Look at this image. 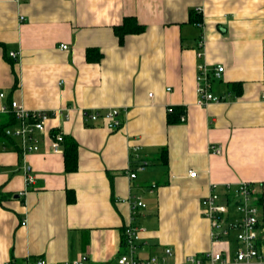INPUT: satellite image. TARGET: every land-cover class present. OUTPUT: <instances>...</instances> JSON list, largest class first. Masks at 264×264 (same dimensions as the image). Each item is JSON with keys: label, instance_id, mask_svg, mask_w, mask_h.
Instances as JSON below:
<instances>
[{"label": "crops", "instance_id": "1", "mask_svg": "<svg viewBox=\"0 0 264 264\" xmlns=\"http://www.w3.org/2000/svg\"><path fill=\"white\" fill-rule=\"evenodd\" d=\"M127 17L144 30L118 43L114 27ZM199 63L223 65L212 81L223 101L198 105ZM0 91L9 137L0 141V264H115L126 226L140 228V258L168 247L179 264L225 250L200 200L226 185L255 187L264 216V0H0ZM12 100L62 112L47 131L75 139L74 172L46 136L19 154L3 110ZM177 107L184 121L168 124ZM95 110H112L121 126L85 118ZM136 198L145 207L133 209Z\"/></svg>", "mask_w": 264, "mask_h": 264}, {"label": "built area", "instance_id": "2", "mask_svg": "<svg viewBox=\"0 0 264 264\" xmlns=\"http://www.w3.org/2000/svg\"><path fill=\"white\" fill-rule=\"evenodd\" d=\"M21 3L24 0H13ZM199 11V10H198ZM22 20V17H20ZM61 50H67L66 44L60 45ZM14 57L15 53L8 54ZM195 56L201 58L202 51H197ZM197 103L200 106L213 102L223 101L224 95H216L212 89V81H219L224 72L223 65L209 67L206 64H197ZM264 98V91L262 92ZM5 98V93L0 91V99ZM4 107L15 120L11 135L16 138V149L19 154L25 156L30 152L40 149L43 137H47L50 149L54 153L63 151L61 132L48 133L49 123L57 118L62 112L39 111L26 109L23 105L12 100ZM170 110V109H169ZM89 121L103 120L110 131L118 130L121 120L116 117L112 110L90 111L84 114ZM185 117L180 115V120ZM45 137V138H46ZM213 153H220V147L212 146ZM195 172L189 171L188 175L193 177ZM129 177L134 178L130 173ZM26 184L33 181L32 176L26 173ZM256 188L248 183H238L235 186L226 185L223 192L211 191L209 195L200 200L202 216L208 220L210 234L213 242L228 244L229 248L220 251L210 250L200 256H187L179 264H264V221L260 214V207L256 203ZM131 206L145 207L144 203L135 199ZM24 225V222H21ZM140 228L137 226H126L123 229L124 253L117 257L115 264H178L171 263L168 258L173 255L172 250L166 247L162 254H151L149 257L140 258L136 255L137 244L140 240ZM4 264H10L5 262ZM25 264H49L37 258L26 261ZM61 264H79V261L62 262Z\"/></svg>", "mask_w": 264, "mask_h": 264}, {"label": "trees", "instance_id": "3", "mask_svg": "<svg viewBox=\"0 0 264 264\" xmlns=\"http://www.w3.org/2000/svg\"><path fill=\"white\" fill-rule=\"evenodd\" d=\"M189 11H190L189 21L193 22L192 24L200 27L201 17L196 13V11H194L192 9ZM143 30H144V27L138 25L136 20L133 17H127V18L123 19V21L120 25L114 27V34L116 35V37L118 39V43H121L125 35H130V33L131 34L132 33L133 34L140 33ZM91 52L92 51H90V50L86 51V58L92 59V58H90ZM15 81H17V80H15ZM231 85L233 86L232 89L234 91L235 96L238 95L241 92V84L239 82H236V83H232ZM182 113H183L182 107H177V108L171 109V112L167 114V123L168 124H175V123L179 122L180 115ZM7 114L9 115V117H8L9 119H8V122L6 125H9L11 122H13V118L9 112ZM7 139H9L8 135H6L4 129L3 128L1 129V127H0V141H5ZM61 144H62V149H63L64 170L67 173L74 172L78 167L77 143H76L75 139L72 138L71 136H63ZM162 152H163V156H164L162 161L165 163L166 162L165 161L166 150L163 149ZM67 193H68V195H67L68 201H74L73 197H71V198L69 197V195L71 193L68 191H67ZM256 203H258L259 205L261 204V197L257 198ZM262 218L264 221V216ZM121 241H122L121 246L124 247V237L123 236H122Z\"/></svg>", "mask_w": 264, "mask_h": 264}]
</instances>
